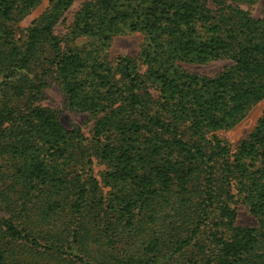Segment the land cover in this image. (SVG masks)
Masks as SVG:
<instances>
[{
    "label": "trees",
    "instance_id": "obj_1",
    "mask_svg": "<svg viewBox=\"0 0 264 264\" xmlns=\"http://www.w3.org/2000/svg\"><path fill=\"white\" fill-rule=\"evenodd\" d=\"M43 1L0 0V264H264V112L236 149L216 133L264 100V8L238 5L258 0H88L64 36L75 0L20 25ZM51 78L91 137L42 104Z\"/></svg>",
    "mask_w": 264,
    "mask_h": 264
},
{
    "label": "rangeland",
    "instance_id": "obj_2",
    "mask_svg": "<svg viewBox=\"0 0 264 264\" xmlns=\"http://www.w3.org/2000/svg\"><path fill=\"white\" fill-rule=\"evenodd\" d=\"M88 0H75L65 15V18L56 26V33L64 36L70 31L71 23L74 20L75 13L81 8L83 3ZM49 0H44L33 12L28 15L20 25L26 27L30 25L33 19L38 17L48 6ZM243 9L248 10L254 18L263 16L264 0H258L255 3L240 2L238 3ZM210 6H214L210 4ZM91 39L80 37L74 47L85 48L91 45ZM146 42V36L143 32H126L113 38L109 46L105 49L110 60L116 59L119 55L138 56L143 45ZM232 63L229 59H217L206 63H181L182 68L189 73H197L203 76H214L221 72L225 67ZM145 70V66H142ZM42 104L57 110L60 114L62 123L68 129L76 126L81 127L87 137H91L95 120L88 112L76 111L68 107L67 95L60 83L54 78L50 79L49 86L44 90V100ZM264 112V100L253 105L247 112L245 118L231 129L219 130L216 133L226 139L236 149L240 142L245 139L257 126ZM105 166L95 162L94 172L100 178L101 172ZM237 223L244 226H255L257 219L251 214L247 205L239 203Z\"/></svg>",
    "mask_w": 264,
    "mask_h": 264
}]
</instances>
